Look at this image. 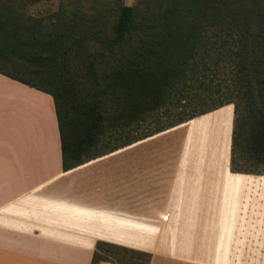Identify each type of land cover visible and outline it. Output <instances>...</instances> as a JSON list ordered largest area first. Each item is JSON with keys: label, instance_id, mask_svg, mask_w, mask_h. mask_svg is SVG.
<instances>
[{"label": "crops", "instance_id": "obj_1", "mask_svg": "<svg viewBox=\"0 0 264 264\" xmlns=\"http://www.w3.org/2000/svg\"><path fill=\"white\" fill-rule=\"evenodd\" d=\"M232 119L224 105L62 171L51 98L0 75V264H90L96 244L264 264V175L229 171Z\"/></svg>", "mask_w": 264, "mask_h": 264}, {"label": "trees", "instance_id": "obj_2", "mask_svg": "<svg viewBox=\"0 0 264 264\" xmlns=\"http://www.w3.org/2000/svg\"><path fill=\"white\" fill-rule=\"evenodd\" d=\"M144 1L107 21L81 0L43 17L0 0V75L51 98L62 171L231 104L229 171L264 175V6ZM118 249L116 264L149 262Z\"/></svg>", "mask_w": 264, "mask_h": 264}, {"label": "rangeland", "instance_id": "obj_3", "mask_svg": "<svg viewBox=\"0 0 264 264\" xmlns=\"http://www.w3.org/2000/svg\"><path fill=\"white\" fill-rule=\"evenodd\" d=\"M71 1L72 0H36L34 3H28L25 0L24 5L22 6L23 8L20 6L19 9L25 12V16L30 15L33 17H43V16H48L53 11L58 10L59 4L68 5L70 4ZM143 2L145 1L144 0H81L80 6L83 11H88L90 10V8L105 10L107 21H112L118 11V8L121 5L133 7L135 11L137 12L138 16H140L145 7L143 6ZM238 2L239 3L245 2L243 5H247V6H249V4L251 3L248 0H238ZM255 6H264V0H257V3L255 4ZM149 8H151V6ZM151 131H152V125H150L149 127L143 128L142 133H147V132L150 133ZM240 249L245 250L246 245L240 244ZM119 250L120 249H118V247L116 248L114 246L99 247L97 253L99 255L105 256V260L115 263L118 258L119 259L124 258L123 260L128 258V256L121 258L122 252H120ZM128 250H132V249H128ZM138 252H140L139 247H138ZM240 264H246V263L240 261Z\"/></svg>", "mask_w": 264, "mask_h": 264}, {"label": "built area", "instance_id": "obj_4", "mask_svg": "<svg viewBox=\"0 0 264 264\" xmlns=\"http://www.w3.org/2000/svg\"><path fill=\"white\" fill-rule=\"evenodd\" d=\"M102 264H116V263H114V262H109V261H105V262H103Z\"/></svg>", "mask_w": 264, "mask_h": 264}]
</instances>
